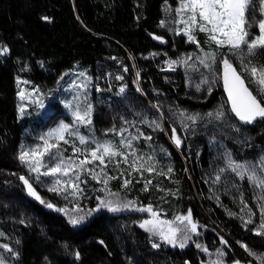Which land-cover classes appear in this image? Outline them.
Segmentation results:
<instances>
[{"label": "trees", "instance_id": "16d2710c", "mask_svg": "<svg viewBox=\"0 0 264 264\" xmlns=\"http://www.w3.org/2000/svg\"><path fill=\"white\" fill-rule=\"evenodd\" d=\"M177 3L178 0H167V4L166 0H0V46L9 49L7 54L0 55V232L4 234L0 236V245L7 244L19 252L18 258H12L0 248L6 264H210L217 248L225 249L226 261L238 259L248 264L251 260L252 264H258L237 241L264 253V237L242 227L238 216L227 215L225 209L240 214L239 192L233 185L238 186L255 213L249 229L255 227L260 221L253 197L259 190L231 173H225L215 185L211 179L218 169L225 167V151L231 152L240 163L255 164L264 157V122L243 125L230 113L221 89L222 65H215L216 71L211 76L199 63L191 64L195 68L177 64L175 71L167 70L166 61L184 60L189 54L194 57L199 51L196 44L187 42L186 36L175 35L170 25L172 31L160 27L161 20L170 17L165 8L173 10ZM45 16L50 20H43ZM252 32L256 35L258 29L253 28ZM153 35L162 37L163 42ZM196 38L201 48L207 47V51L215 48L206 43L204 33L197 31ZM120 62L128 69L122 81L115 79V75L104 81V72L99 76V64L112 70ZM233 64L239 71V61L233 58ZM77 66L92 77L87 94L94 105L91 134L102 142L110 140L117 144L121 137L108 129L128 128L124 133L127 137L135 135L139 128L153 139L147 143L143 139L135 141L134 146L142 153H154L165 171L168 165L174 168L170 179L156 177L154 183L176 192L175 196H166L155 187L144 192L142 183H133L123 190L120 180L111 181V190L119 193L120 202L136 201L137 207L151 205L165 220L191 209L199 223L200 235H194L185 248L163 243L158 249L152 248L149 233L139 227L149 215L147 212L125 209L112 213L103 209L80 225H70V215L86 213L98 203L97 195L104 196L94 191L101 187L94 180L86 187L82 185L86 198L79 201L80 211L68 215L40 204L28 195L19 180L20 175H28L17 159L27 128L45 129L65 113L61 101L55 100L45 124L20 116L17 80L25 79L47 92ZM137 72L141 92L136 91L137 85L133 83ZM205 76H209V83L202 84L197 91L196 85ZM122 85L127 86L126 91L117 95ZM97 86L101 91H96ZM254 88L255 85L250 87ZM153 105H158L159 111ZM178 110L186 115H200L194 131H181L174 115ZM217 110L225 112L222 121L206 115ZM144 119L160 121L164 131H153L140 123ZM172 127H176L183 141L179 149L169 138ZM62 146L71 148L61 143ZM161 148L169 155H164ZM109 174L118 175V171L109 169ZM134 178L139 179V175L134 174ZM145 178L153 177L145 173ZM177 180L179 184L175 183ZM33 186L56 207L76 208L74 202L59 201L55 193ZM214 193L219 196L220 205L210 198ZM221 236L228 247L220 243ZM197 243L206 246L210 254L198 249ZM77 250L80 260L73 255Z\"/></svg>", "mask_w": 264, "mask_h": 264}, {"label": "snow or ice", "instance_id": "6c2138e0", "mask_svg": "<svg viewBox=\"0 0 264 264\" xmlns=\"http://www.w3.org/2000/svg\"><path fill=\"white\" fill-rule=\"evenodd\" d=\"M172 11L170 7L165 8L166 13ZM174 11L176 18L173 19L172 23L183 25V27L177 28L174 34H183L187 37V42L196 44L197 48L203 52L202 56H196L199 65L208 70L209 76L216 71L215 65H222L223 86L231 104V112L234 113L235 117L243 125L264 122V103H262L264 101V0H178V6ZM42 19L45 21L50 20L46 16ZM160 27L172 31L167 20H161ZM253 28L258 29V34L253 35ZM197 31L207 36L206 43L210 47L215 45L213 50L204 51L201 48L196 38ZM153 38L163 42V38L160 36L153 35ZM224 49L226 51H222ZM8 51L9 49L6 46H0V55L7 54ZM233 58L239 61V71L233 64ZM191 59L192 55L189 54L184 60H169L165 64L167 70L170 71H175V65L177 64L195 68L194 65L188 64ZM124 71H128L127 67L124 68ZM77 76L81 78L80 82L77 83L76 80H73L68 85L69 90L72 92V99L63 102L65 109L71 116V123L61 121L55 128L49 129L37 137L38 143L35 145H22L18 152L17 159L19 163L28 171L27 176H19V180L23 183L28 195L46 208L68 215L66 209L57 208L54 204L44 200L37 193L33 184L47 187L48 191L63 196L66 200L71 198V201L76 204L74 210L79 212V201L86 198L85 187L91 180H94L101 185L100 188L94 189V191L102 192L104 196L97 195L96 200L98 203L86 213L69 216L68 222L70 225H80L87 217L103 209H107L112 213L134 209L150 214V218L141 221L139 227L149 233V242L152 248H160L161 243L173 247L178 246L181 249L185 248L194 235H200L198 231L199 223L194 220L191 209L186 214H177L171 220L161 219L160 213L151 205L137 208L136 201L120 202L118 199L119 193L113 192L110 188L111 181L120 180V187L123 190H128L133 183H142V191L144 192H149L155 187L158 191L164 192L166 196H175L176 192L161 188L158 182L154 183L156 177L170 179L174 174V168L168 165L165 171L163 167H160L154 153H142L134 146L135 141L143 139L147 143L153 139L151 135H145L139 128H136L135 135L129 134L127 137L124 136V133L128 132V128L121 127L118 131L115 127L108 129V132L121 137L119 144H114L110 140L101 142L91 133L89 135L82 134V127L91 129L93 124L94 105L87 95L92 77L85 72H78ZM209 76L203 77L200 84L196 85L197 91H200L202 84L209 83ZM139 78L140 73L137 72L136 80L133 81L137 85V92L142 91L139 87ZM115 79L122 81L124 77L117 75ZM212 82H215V80L213 79ZM19 83L18 80L17 84L19 85ZM252 85H255V88L250 90ZM126 87V85H122L117 95L124 94ZM208 90L211 92V88ZM96 91L99 92L101 89L97 86ZM39 92L40 90L34 87L32 92L25 93L21 90L17 95L22 101L26 97L35 96L36 98L32 100V103L43 109L45 105L42 96L38 95ZM26 107L23 104L18 105L20 116L25 115ZM153 107L159 111L158 105H153ZM174 115L177 116L183 132L194 131L197 120L201 118L199 114L186 115L183 110H178ZM206 115L216 121H222L225 118L223 110H217L215 113H207ZM162 119L163 114H161ZM125 123L131 122L125 121ZM140 123L152 128L153 131H164L163 124L158 120L149 121L144 119ZM232 127L239 132L238 127L235 125ZM169 138L177 149L181 147L183 141L181 136L177 134L176 127H172ZM77 141L79 146H77ZM61 142L64 145H71L72 156L64 154L66 150H62ZM160 151L164 155H169L163 148ZM81 156H83V159L80 158ZM223 159L225 160V167L216 171L211 183L213 185L218 184L224 178L225 173H231L239 180L246 181L253 189L259 190L253 199L259 211L260 222L249 229V225L253 224L255 213L245 201L243 191L236 185H233V187H236L239 192L240 214L225 209L227 215L231 217L238 216L242 222V227L252 231L254 235L264 237V157H261L260 161L255 164L250 162L240 163L233 159L231 152L225 151ZM122 165L126 167H122ZM109 169L117 170L118 175H110ZM145 173L153 178L146 179ZM134 174H138L139 179H135ZM175 183L179 184V181L177 180ZM82 185L85 187H82ZM113 197L117 199L114 200ZM210 198H214L217 204L220 205L218 195L214 193ZM20 223L24 224L25 221L21 219ZM3 235L0 232V236ZM153 237H157L158 240L153 241ZM17 243L19 242L17 241ZM99 243L104 244L103 241H99ZM220 243L228 247V242L222 236L220 237ZM237 244L258 264H264V253L254 251L241 241H237ZM196 247L204 253L209 252V249L202 244L197 243ZM0 248H3L12 258H18L19 256V252L14 251L7 244L0 245ZM73 255L76 260H80L81 254L78 250ZM225 255L224 248H217L215 252L216 259L210 261V264H224L223 257ZM0 264H6V257L0 256ZM233 264H241V261L235 260ZM248 264H252V261L250 260Z\"/></svg>", "mask_w": 264, "mask_h": 264}, {"label": "rangeland", "instance_id": "374dc122", "mask_svg": "<svg viewBox=\"0 0 264 264\" xmlns=\"http://www.w3.org/2000/svg\"><path fill=\"white\" fill-rule=\"evenodd\" d=\"M177 6H178V3H177V5H175V8L170 13V17L167 20L168 21V25H170L171 27H173L174 31L177 28L183 27V25H175V24L172 23L173 19L176 18L175 11L174 10L176 9ZM202 48L204 49V51H207L206 50L207 47H202ZM197 55L202 56L203 55V52H201L200 49H199L198 53L194 57H192L191 60L188 61V64L191 65V64H197V63H199L198 60H196V56ZM106 68H107V66L102 65V64H99V66H98L99 76H101V72H104V81H106L107 78L110 80L111 76H113V75H115V77L117 75H122V76L125 77V71H124V68L125 67L122 64V62L119 63V66L117 68H113L112 70L106 69ZM78 72H85L88 76H90V74H88V71L86 69H82V68H80V67L77 66V67L72 68L70 71H67L65 73V75L63 76V79H61L59 81V83H57L49 91L42 92L40 90V92H39L38 95L42 96V98H43L44 105H45V107L43 109L38 108L37 105H35V104L32 103V100H34L36 98L35 96H33L31 98H27L26 97L23 101L19 99V105L23 104V105H26L27 106L26 109H25V115L24 116L25 117H28V120H30L31 122H33L35 120L36 121L42 120L43 123H44L47 120V118H48L47 115L49 114V111H51V104L55 100H60L61 101V104H62V106L64 108L63 109V111L65 113L64 116H66V118L64 116H62L63 118L55 119L52 123L47 124L48 126L45 129L37 128V129L32 130L31 128H27L26 133H25L26 135H25L24 141L21 144V146L22 145H35L36 143L39 142L36 139L37 137H39L42 133L47 132L49 129L55 128L61 121H64L65 123H71V116L68 114V111L65 109L63 102H66L67 100L72 99V92H71V90H69L68 85L73 80H76L77 83L80 82V79L81 78H78V76H77V73ZM18 80L20 81L19 85L17 84L18 92L21 91V90L25 91V93L32 92V90H33V88L35 86L31 85L25 79L19 78ZM35 88H37V87H35ZM90 89H91V84L89 85V88L87 89V94L90 92ZM18 98H19V96H18ZM50 122H51V120H50ZM81 133L84 134V135H89L91 132H90V129H87V128H83L82 127L81 128ZM96 139L102 142V140H100L98 138H96ZM119 141L120 140L116 141L117 144H119ZM61 143H63V142H61ZM76 143H77V146H79L78 141ZM21 146H20V148H21ZM67 146H70L71 147V145H67ZM61 148H62V150H66L65 153H64L66 156H72V148L67 149L66 147L63 148V146ZM80 158L83 159V156H81ZM42 171H43V169H42ZM37 186L39 188H41L42 191L49 192L48 189H47V187H42V186H39V185H37ZM55 197L59 201L72 202L71 201V198H69V199L66 200V199H64L63 196H58L56 194H55ZM113 199L115 200L117 198H113ZM137 208H139V207H137ZM64 209H66V211L68 212V214H72V213L76 212L74 210L75 208H73L72 210H69L67 208H64ZM128 210H131V209H128ZM132 210H134V209H132ZM149 218H150V214L147 217H145V219H149ZM145 219H143V220H145ZM209 254L210 253H208V255ZM215 259H216V256L214 255L213 256V260H215ZM223 260H224V264H227L229 262V261H226L225 259H223Z\"/></svg>", "mask_w": 264, "mask_h": 264}, {"label": "water", "instance_id": "95a60500", "mask_svg": "<svg viewBox=\"0 0 264 264\" xmlns=\"http://www.w3.org/2000/svg\"><path fill=\"white\" fill-rule=\"evenodd\" d=\"M222 74H223V68H222V70H221V72H220V77H221V89L223 90V93H224V96H225L226 102L228 103V106H229V109H230V113H231L232 115H234V113L231 112V104H230V102L228 101L227 93H226L225 90H224ZM234 117H235V115H234ZM235 118H236V117H235ZM236 119L238 120V118H236ZM237 260H238V259H237ZM233 261H235V260H233ZM233 261H229L227 264H233ZM240 261H241V260H240ZM241 264H247V263L241 261Z\"/></svg>", "mask_w": 264, "mask_h": 264}, {"label": "bare ground", "instance_id": "6f19581e", "mask_svg": "<svg viewBox=\"0 0 264 264\" xmlns=\"http://www.w3.org/2000/svg\"><path fill=\"white\" fill-rule=\"evenodd\" d=\"M251 90V89H250Z\"/></svg>", "mask_w": 264, "mask_h": 264}]
</instances>
